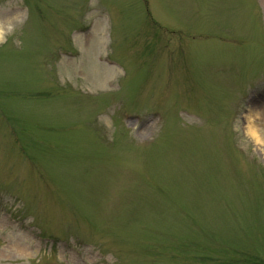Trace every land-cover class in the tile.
Segmentation results:
<instances>
[{"label":"rangeland","instance_id":"obj_1","mask_svg":"<svg viewBox=\"0 0 264 264\" xmlns=\"http://www.w3.org/2000/svg\"><path fill=\"white\" fill-rule=\"evenodd\" d=\"M25 1L0 0V5L6 2L0 7V20L2 11ZM31 1L23 28L15 23L18 29L0 44L1 202L29 217L44 232L61 238L87 237L97 246L101 242L104 248L114 250L110 238L98 233L103 227L110 237L118 231L119 235L143 237L152 244L153 256H148L137 252L130 239L119 237L118 254L111 252L107 258L96 259L90 249L80 246L74 253L58 249L57 259L71 264H81L82 260L89 264H167L173 260L168 232L193 237V231L187 225L189 232H185L181 222L171 221L175 218L169 212L172 206H166L168 211L151 206L158 195L153 189L157 181L150 173L155 174V168L159 178L167 174L160 164L151 168L149 157L161 154L169 163L164 171L171 173L170 191L183 183L202 181L190 175L192 159L201 145L218 153L217 157L221 152L230 157L228 150L234 141L232 159L246 163L243 157L257 155L264 163V90L257 93L261 106L256 105L254 110L261 109L257 123L261 141L248 133L244 111L233 126L220 121L226 113L229 122L236 111L243 109L250 91L264 82V0L261 7L258 0H41L44 6L35 3L40 0ZM39 11L44 13L42 25L25 33L37 21ZM90 15L105 19L104 31V19ZM93 20L91 34L95 41L89 45V40L85 42L81 36L90 32L78 31L82 24H92ZM73 46L82 53L77 58L61 59L58 51ZM96 51L118 64L115 73H103L109 67L96 60ZM108 77H112L111 85L106 81L103 84L101 80ZM169 95L171 101H165ZM181 105L208 113L204 119L192 109L194 122L214 124L201 127L188 123L169 132L166 126L157 142L149 138L158 130L156 121L136 123L128 119V123L122 122L126 124L123 130V116L117 112L128 108L134 109L132 113H143V109L148 112L159 106L172 110L168 113L172 116ZM205 105L211 109L204 110ZM105 112L112 114L101 117ZM89 125L101 136L111 132L112 141L116 134L120 144H128L130 136L131 142L133 137L149 141L139 146L148 148L135 151L123 147L120 158L119 148H106L108 144ZM116 125L119 128L114 133ZM23 154L37 162L39 176L38 168L24 161ZM183 154L189 158L186 160ZM205 160L197 159L199 163ZM214 162L223 174L220 161L216 158ZM87 164L94 165L100 179H96V171L87 172ZM253 169L249 177L242 165H230L227 182L208 178L204 191L197 185L187 198L180 194L184 202L179 200L177 189L172 201L166 199L171 205L181 203L187 209L184 216L202 227L206 239L224 243L222 254L232 264L249 259V253L264 259V174L256 162ZM105 170L113 173L109 180L104 177ZM174 174L184 180L177 184L174 176V184ZM162 196L166 198L167 193ZM134 207L142 211L134 215ZM5 209L0 205V228L9 223L3 214ZM197 235L193 240L206 248L208 244ZM174 247L178 250L182 245ZM196 253L187 252L189 257ZM51 255L43 258L48 260ZM0 258V264H10L8 254L0 253ZM36 261L20 258L12 263Z\"/></svg>","mask_w":264,"mask_h":264},{"label":"bare ground","instance_id":"obj_2","mask_svg":"<svg viewBox=\"0 0 264 264\" xmlns=\"http://www.w3.org/2000/svg\"><path fill=\"white\" fill-rule=\"evenodd\" d=\"M21 12L15 11L12 13H9L7 18L5 19H1L0 20V39L4 36V33L8 30V28L12 27V23L16 22L17 20H19L20 16H21ZM83 39V41H88L89 40V45H92L95 41L94 36H92L91 32L81 36ZM93 42V43H92ZM264 111V110H263ZM254 112V113H253ZM246 129L248 131V133L250 135H252L255 139L261 141V137L259 135V131H258V127H257V123H259V121L261 120V109L259 111H249L246 114ZM12 248L16 249V250H22L20 249L16 244H11ZM25 252V250H24Z\"/></svg>","mask_w":264,"mask_h":264}]
</instances>
